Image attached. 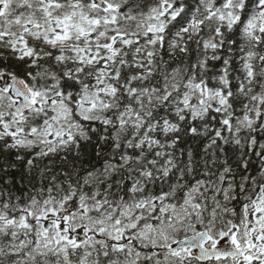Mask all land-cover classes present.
<instances>
[{
    "label": "snow or ice",
    "instance_id": "1",
    "mask_svg": "<svg viewBox=\"0 0 264 264\" xmlns=\"http://www.w3.org/2000/svg\"><path fill=\"white\" fill-rule=\"evenodd\" d=\"M0 264H264V0H0Z\"/></svg>",
    "mask_w": 264,
    "mask_h": 264
}]
</instances>
